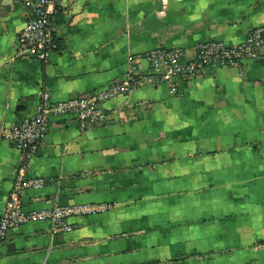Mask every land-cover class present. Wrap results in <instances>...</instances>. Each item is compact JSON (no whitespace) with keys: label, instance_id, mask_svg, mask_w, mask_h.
Listing matches in <instances>:
<instances>
[{"label":"crops","instance_id":"1","mask_svg":"<svg viewBox=\"0 0 264 264\" xmlns=\"http://www.w3.org/2000/svg\"><path fill=\"white\" fill-rule=\"evenodd\" d=\"M26 0H0V130L52 102L150 70L146 54L200 42H243L264 25V0H57L59 49L20 54ZM88 127L51 116L46 144L23 163L0 139V213L23 172L26 211L109 203L71 217V232L27 223L0 243V264H264V47L241 69L207 68L172 93L143 86L103 103Z\"/></svg>","mask_w":264,"mask_h":264},{"label":"built area","instance_id":"2","mask_svg":"<svg viewBox=\"0 0 264 264\" xmlns=\"http://www.w3.org/2000/svg\"><path fill=\"white\" fill-rule=\"evenodd\" d=\"M57 0H26L24 3L27 21L18 37L20 54L47 63L59 49L55 28L50 20L49 8ZM264 47V25L253 29L246 39L236 46H228L220 41L200 42L189 57L183 47L157 48L146 54L150 70L146 73L134 69L124 80L112 83L88 97H74L65 101L52 102L49 94L41 93L36 112L13 125L0 130V139L17 145L25 163L46 144L51 116H73L88 127L101 126L108 120L103 103L113 98L127 95L143 86H167L172 93L178 91L179 83L199 77L207 68L236 67L241 69L247 58L255 59ZM45 185L42 178H25L23 172L0 213V243L9 233L27 223L49 221L53 231L71 232V217L104 213L112 208L109 203H86L59 205L49 209L26 211L23 208L22 190L39 189Z\"/></svg>","mask_w":264,"mask_h":264}]
</instances>
